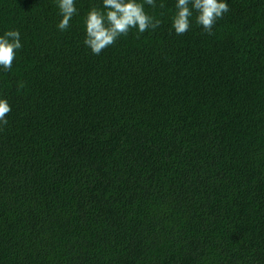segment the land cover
<instances>
[{
  "label": "trees",
  "instance_id": "obj_1",
  "mask_svg": "<svg viewBox=\"0 0 264 264\" xmlns=\"http://www.w3.org/2000/svg\"><path fill=\"white\" fill-rule=\"evenodd\" d=\"M0 264H264V0H0Z\"/></svg>",
  "mask_w": 264,
  "mask_h": 264
}]
</instances>
